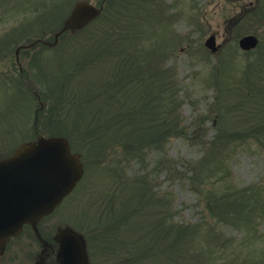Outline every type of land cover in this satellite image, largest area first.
Wrapping results in <instances>:
<instances>
[{"label":"rangeland","instance_id":"374dc122","mask_svg":"<svg viewBox=\"0 0 264 264\" xmlns=\"http://www.w3.org/2000/svg\"><path fill=\"white\" fill-rule=\"evenodd\" d=\"M75 1L0 0V157L36 127L83 165L42 233L96 239L91 264H264V0H113L20 72Z\"/></svg>","mask_w":264,"mask_h":264},{"label":"water","instance_id":"95a60500","mask_svg":"<svg viewBox=\"0 0 264 264\" xmlns=\"http://www.w3.org/2000/svg\"><path fill=\"white\" fill-rule=\"evenodd\" d=\"M98 9L79 1L63 28L55 33V40L65 29L73 31L98 13ZM257 39L246 35L239 45L248 50ZM212 52L216 50L214 36L205 41ZM82 168L78 157L70 153L63 137H40L21 143L13 154L0 160V248L12 234H17L27 222L36 230L38 220L50 213L70 192L80 178ZM55 236L62 245L60 264H87L83 241L72 229H59Z\"/></svg>","mask_w":264,"mask_h":264},{"label":"flooded vegetation","instance_id":"af4514ba","mask_svg":"<svg viewBox=\"0 0 264 264\" xmlns=\"http://www.w3.org/2000/svg\"><path fill=\"white\" fill-rule=\"evenodd\" d=\"M100 2H103L104 7L110 2L114 3L113 0H101ZM252 5L253 1H250L248 7H252ZM38 229L39 235H36L31 226L24 223L19 234L11 236L4 243L0 250V264H60L62 246L58 238L54 234L44 235L39 226ZM29 231L32 234H29ZM83 239L87 261L88 264H91L90 252L98 249V241L96 239L88 240L84 236Z\"/></svg>","mask_w":264,"mask_h":264}]
</instances>
